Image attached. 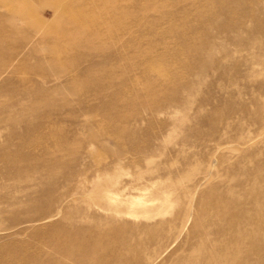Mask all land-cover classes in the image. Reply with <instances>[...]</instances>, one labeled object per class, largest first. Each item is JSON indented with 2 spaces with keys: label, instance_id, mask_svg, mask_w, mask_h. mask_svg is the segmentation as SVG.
I'll list each match as a JSON object with an SVG mask.
<instances>
[{
  "label": "rangeland",
  "instance_id": "374dc122",
  "mask_svg": "<svg viewBox=\"0 0 264 264\" xmlns=\"http://www.w3.org/2000/svg\"><path fill=\"white\" fill-rule=\"evenodd\" d=\"M0 264H264V0H0Z\"/></svg>",
  "mask_w": 264,
  "mask_h": 264
},
{
  "label": "bare ground",
  "instance_id": "6f19581e",
  "mask_svg": "<svg viewBox=\"0 0 264 264\" xmlns=\"http://www.w3.org/2000/svg\"><path fill=\"white\" fill-rule=\"evenodd\" d=\"M70 5V4H69ZM123 9V8H122ZM79 12V11H78ZM23 19V18H22ZM20 20V19H19ZM22 21V20H21ZM87 22V21H86ZM83 26V25H82ZM184 26V25H183ZM175 30V29H174Z\"/></svg>",
  "mask_w": 264,
  "mask_h": 264
}]
</instances>
